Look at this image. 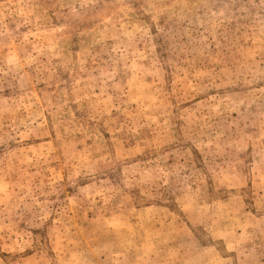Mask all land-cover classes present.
<instances>
[{
	"label": "rangeland",
	"instance_id": "obj_1",
	"mask_svg": "<svg viewBox=\"0 0 264 264\" xmlns=\"http://www.w3.org/2000/svg\"><path fill=\"white\" fill-rule=\"evenodd\" d=\"M0 264H264V0H0Z\"/></svg>",
	"mask_w": 264,
	"mask_h": 264
}]
</instances>
